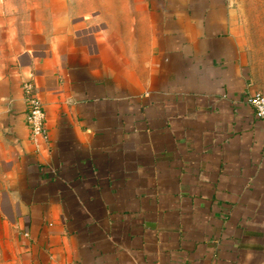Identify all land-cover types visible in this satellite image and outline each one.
<instances>
[{
  "label": "crops",
  "instance_id": "obj_1",
  "mask_svg": "<svg viewBox=\"0 0 264 264\" xmlns=\"http://www.w3.org/2000/svg\"><path fill=\"white\" fill-rule=\"evenodd\" d=\"M1 1L0 264H264V87L231 0Z\"/></svg>",
  "mask_w": 264,
  "mask_h": 264
},
{
  "label": "rangeland",
  "instance_id": "obj_2",
  "mask_svg": "<svg viewBox=\"0 0 264 264\" xmlns=\"http://www.w3.org/2000/svg\"><path fill=\"white\" fill-rule=\"evenodd\" d=\"M32 0H10L11 7L28 5ZM236 19L247 49L248 62L254 77L264 87V0H231ZM3 2L0 0V16Z\"/></svg>",
  "mask_w": 264,
  "mask_h": 264
},
{
  "label": "built area",
  "instance_id": "obj_3",
  "mask_svg": "<svg viewBox=\"0 0 264 264\" xmlns=\"http://www.w3.org/2000/svg\"><path fill=\"white\" fill-rule=\"evenodd\" d=\"M21 90L24 95L26 107V120L30 132V137L34 142L38 140L47 141L48 134L46 130V112L44 106L34 92V86L31 76L22 81ZM257 117L264 119V92L257 91L247 98Z\"/></svg>",
  "mask_w": 264,
  "mask_h": 264
}]
</instances>
